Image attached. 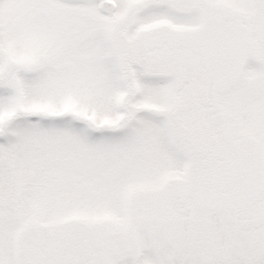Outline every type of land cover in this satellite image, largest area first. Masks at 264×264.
Returning a JSON list of instances; mask_svg holds the SVG:
<instances>
[{
  "label": "snow or ice",
  "instance_id": "1",
  "mask_svg": "<svg viewBox=\"0 0 264 264\" xmlns=\"http://www.w3.org/2000/svg\"><path fill=\"white\" fill-rule=\"evenodd\" d=\"M0 264H264V0H0Z\"/></svg>",
  "mask_w": 264,
  "mask_h": 264
}]
</instances>
